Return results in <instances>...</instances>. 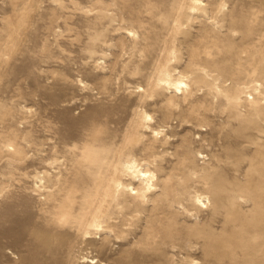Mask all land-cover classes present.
Listing matches in <instances>:
<instances>
[{
    "label": "rangeland",
    "instance_id": "374dc122",
    "mask_svg": "<svg viewBox=\"0 0 264 264\" xmlns=\"http://www.w3.org/2000/svg\"><path fill=\"white\" fill-rule=\"evenodd\" d=\"M196 1L0 0V264H264V0Z\"/></svg>",
    "mask_w": 264,
    "mask_h": 264
},
{
    "label": "bare ground",
    "instance_id": "6f19581e",
    "mask_svg": "<svg viewBox=\"0 0 264 264\" xmlns=\"http://www.w3.org/2000/svg\"><path fill=\"white\" fill-rule=\"evenodd\" d=\"M197 1L195 0L194 4L196 3ZM180 85H182V82H177L176 83V88H179ZM97 134V133H96ZM136 170V167H134ZM130 171V170H129ZM134 176L138 179V181H140V183H145V186L142 187V188H139L140 190L136 191L135 193L133 194H136L135 197L137 198H141L142 200H147L148 202V194L149 193H152L151 190H154L153 189V184L151 183L152 182V178H153V175H151L150 173L146 172V171H141V170H138L137 172L134 171ZM132 182V181H131ZM131 184V183H130ZM129 185V184H127ZM135 188H132V190H134ZM127 190V189H126ZM151 201V200H150ZM144 203V202H142Z\"/></svg>",
    "mask_w": 264,
    "mask_h": 264
}]
</instances>
